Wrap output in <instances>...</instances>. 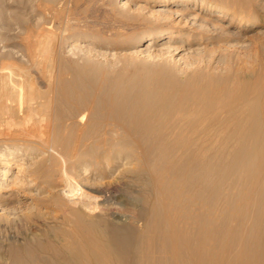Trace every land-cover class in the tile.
<instances>
[{
    "label": "bare ground",
    "instance_id": "1",
    "mask_svg": "<svg viewBox=\"0 0 264 264\" xmlns=\"http://www.w3.org/2000/svg\"><path fill=\"white\" fill-rule=\"evenodd\" d=\"M252 1L0 0V264H264Z\"/></svg>",
    "mask_w": 264,
    "mask_h": 264
},
{
    "label": "rangeland",
    "instance_id": "2",
    "mask_svg": "<svg viewBox=\"0 0 264 264\" xmlns=\"http://www.w3.org/2000/svg\"><path fill=\"white\" fill-rule=\"evenodd\" d=\"M232 1H234V0H232ZM252 4L255 7L259 6V10L262 13H264V10H263L264 9L263 8L264 7L263 6L264 0H253ZM263 30H264V26H261V27H256V28H252V29L250 28L248 31L243 32L244 34H242V35H245V37H247L246 46L240 45L241 43H239V42H242V39L240 37H235L238 33L236 35H234V37H232L229 41V43H230V45H228L229 47L226 45L227 46V49L225 51V56L227 57V58H225L226 61L224 60V64L223 63L220 64L219 68L222 70L226 66L227 67L232 66L234 59H239L238 57L244 58L248 53H253V51L255 52V49L263 46L264 45V31ZM232 31H237L240 33V31L238 30L237 23H235L232 26ZM226 53H227V55H226ZM237 55H238V57H237ZM239 55H241V56H239ZM228 61H230V62H228ZM27 229H28L27 226L23 225V226H19V227H15L14 229H11V232L13 233V231H14V233L20 234L22 231H27ZM3 237H6V236H3Z\"/></svg>",
    "mask_w": 264,
    "mask_h": 264
}]
</instances>
